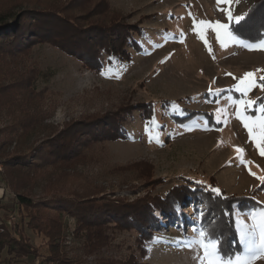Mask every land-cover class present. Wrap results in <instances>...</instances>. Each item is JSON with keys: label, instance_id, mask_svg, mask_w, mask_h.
<instances>
[{"label": "rangeland", "instance_id": "374dc122", "mask_svg": "<svg viewBox=\"0 0 264 264\" xmlns=\"http://www.w3.org/2000/svg\"><path fill=\"white\" fill-rule=\"evenodd\" d=\"M252 2L0 0V19L32 10L29 15L49 16L45 19L49 25L42 27L50 29L49 34L73 30L75 36L74 27L67 21L75 22L76 38L72 41L76 44L81 41L80 29L88 27L91 32L97 24L108 27L117 23L143 30L142 35H132L136 46L129 43L126 47L129 61L112 60L110 64L101 51V67L97 70L50 41L37 40L19 56L17 64L5 65L0 60V83L11 86L9 92L16 99L7 107L14 110L15 117L34 114L37 122L19 144L13 142L0 152V164L16 154L17 148L20 154L29 156L46 147L58 151L54 166L41 161L35 169L8 171L2 167L0 233L7 231L17 240L22 233L36 249L37 257L16 259L2 254L0 261L9 263L0 264H55L45 260L50 255L49 238L28 229L27 213L16 194L33 202L58 196V200L85 201L90 208H98L103 204L120 207L148 196L163 197L178 185L199 184L215 194L249 196L264 184V141L261 129L254 127L264 120L263 108L255 104L264 93V47L260 46L264 38L256 43L232 40L218 28V24L229 26L236 17H242ZM54 12L58 17H51ZM200 20L207 23H197L193 32V21ZM217 31L225 41L223 47ZM10 58L7 55L3 60ZM246 73L252 75L245 77ZM237 85L245 90L237 91ZM146 102L154 104V117L148 120L142 112L128 117V139L94 138L93 133L101 131L97 126L102 120L113 122L108 118H118L124 110ZM165 102L169 105H163ZM192 111L211 113L220 127L209 125L205 115L178 122ZM11 121L5 111L0 113V129L7 131ZM245 123L253 128L251 136ZM252 196L263 208L241 212L235 207V221L243 225L251 226L253 214L259 220L264 211V190ZM191 206L178 209L182 220L179 225L155 211L160 229L152 231V237L145 241L139 240L133 228L115 227L110 217L111 227L104 232L107 243L82 256L79 249L83 238L73 234L75 220L59 212L58 219L65 227L60 244L69 257L80 255L81 264H208L211 259L221 264V256L206 258L194 242L207 243L208 236ZM236 226L239 229L240 225ZM201 231L205 236H199ZM256 241L258 244V232ZM102 243L104 240L98 244ZM239 255L242 259L247 255L243 244ZM252 264H264V256Z\"/></svg>", "mask_w": 264, "mask_h": 264}, {"label": "trees", "instance_id": "16d2710c", "mask_svg": "<svg viewBox=\"0 0 264 264\" xmlns=\"http://www.w3.org/2000/svg\"><path fill=\"white\" fill-rule=\"evenodd\" d=\"M29 11L13 15L14 17L9 15L1 16L0 60L5 65H8L10 62L17 64L19 56L24 54L38 40L50 41L56 46H62L70 55L76 56L82 61L84 65L97 70L101 67V51L109 58L108 62L110 64H112V60L120 63L129 61L130 56L126 47L129 43L136 46V41H134L132 36L133 33L143 34V30L138 26L120 27L115 23L111 26L103 27V25L96 23L97 26H94L95 28L91 32L87 31L91 29L88 27L80 29L82 31L80 35L81 41L80 44H76V40H74L75 42L72 41V39L76 38L75 22L67 21L74 27L75 36L73 30L61 32L63 34H49L50 29L42 28L49 25L48 20H45L49 16L29 15ZM54 15L58 17V12H54L51 17L53 18ZM242 17L239 23L230 22L229 31L239 40L250 43L262 40L264 38V0H253L250 8ZM47 35L50 36L47 38ZM7 55H10L11 58L8 61H4L3 59ZM10 88L11 86L8 87L7 85L1 84L0 86V113L5 111L6 115L12 117L11 122H13V129H11L12 126L7 128V131L0 129V152L5 148H9L13 142H15V145H17L16 142L19 144L20 139L26 136L30 129H35V125L37 124V122H34V114L28 116V112L20 114L21 117H15V112L10 106L16 99L10 94ZM7 95L11 97L5 98ZM256 103L260 104L263 108L261 113L264 115V93L256 100ZM8 105L10 106L7 107ZM163 105H169V103L165 102ZM134 112H142L143 117H146L148 120L153 119L155 114L154 104L146 102L129 110H124L119 114L118 118L115 116L108 118L112 119L113 122L108 123L102 120V125L97 126L101 131L94 132V138L102 136L115 140L128 139L125 123ZM251 112L256 115L254 109ZM194 115H205L209 125L220 127V124H215L211 113L199 111H192L188 113V116L178 118V122L185 123ZM55 145L58 146V144ZM41 149L43 151L36 149L29 156L20 154L21 150L17 148L16 154L14 153L13 156L7 157L3 166L8 171L20 168L35 169V167L40 166L41 161L44 164L54 166L53 164L58 162V151L51 149V147ZM5 180L6 182L8 181L7 179ZM13 190L16 192L15 189ZM257 190H264V184L259 185L253 191ZM254 192H252V195ZM252 195L225 196L222 192L215 194L210 189L196 184L193 187L189 185L173 186L163 197L159 195L143 197L132 203L126 202L120 207H111L103 204L98 205V208H94V206L90 208L87 204L88 202H76L74 199L63 198L58 200V196H51L43 198L38 202H33L24 195L16 194V199L27 213L29 219L27 224L28 229L42 233L49 238L48 247L50 255L45 260L55 264H81L83 261L81 256L84 252L90 253L94 248L97 250L107 243V237L104 235V232L108 229L106 227H111L108 220L110 217L115 223V227L119 229L133 228L138 233L139 240L145 241L152 237V231L160 229L159 221L154 215L155 211L161 212L167 218H170L172 223L179 225L182 223V220L178 209L181 207L185 208L188 204H191V207L199 214L206 235L208 236L209 233L215 232L216 238L222 240V248L230 251L231 258L233 259L241 253L239 232L234 218V208L236 207L241 212L263 208V205L253 198ZM198 207H202L201 212L198 211ZM59 212L67 214L75 220L73 234L83 238L79 249L81 256L75 253L69 257L67 252H63L61 246L63 244H60V242L64 241L65 234L63 230L65 227L60 222L61 219H58ZM103 240L104 243L98 244ZM233 241L235 243H232ZM76 250L78 251L77 248ZM2 254L16 259H22L30 255L37 257L36 249L28 244L22 233H20V239L17 240L7 231L0 233V256ZM3 261L9 263V260L6 259L0 262Z\"/></svg>", "mask_w": 264, "mask_h": 264}, {"label": "snow or ice", "instance_id": "6c2138e0", "mask_svg": "<svg viewBox=\"0 0 264 264\" xmlns=\"http://www.w3.org/2000/svg\"><path fill=\"white\" fill-rule=\"evenodd\" d=\"M220 2V0H218ZM243 17H236L235 22L239 23L240 20ZM231 19V17H229ZM205 24L206 21L200 20V21H193V27L192 31H196V24ZM228 25L225 24H218L219 29L225 30V38H231L232 40H236L237 37L234 36L231 32H228ZM217 40L220 42L221 46L223 47L225 45L224 39H221L220 32L217 31L216 33ZM207 44V41H205ZM260 46L264 47V41L260 42ZM252 73H246L245 77L251 76ZM240 83H244V79L242 78ZM264 87V85H262ZM245 89L241 88L239 85H237V91L243 92ZM246 128L249 129L250 136L253 132V128L249 127L247 123L244 124ZM254 127H259L261 129V139L264 141V120H261L258 125H254ZM237 151H240L239 149ZM262 155H264V151L261 152ZM237 159H240L238 156ZM264 180V178H261ZM218 193L219 190H213ZM202 217V214H201ZM260 219L256 220L255 214H253V224L251 226L243 225L242 221H236L239 227V242L245 246V252L247 255L242 259L240 255H237L235 257V260L231 258L230 251H226L222 248V240L216 238V233L212 232L208 234V242L205 243L203 240H196L194 241L199 246H201L202 251L204 252L205 257H216L221 256V264H252V261L257 259L258 257L264 256V211L260 213ZM257 232L259 235V243L257 244L256 236ZM199 236L203 237L205 236L204 231H201L199 233ZM232 243H235L233 241ZM231 247V245H230ZM227 257V259H224ZM203 264V261L201 262ZM208 264H217V261L215 259L208 260Z\"/></svg>", "mask_w": 264, "mask_h": 264}, {"label": "built area", "instance_id": "2783aa9c", "mask_svg": "<svg viewBox=\"0 0 264 264\" xmlns=\"http://www.w3.org/2000/svg\"><path fill=\"white\" fill-rule=\"evenodd\" d=\"M2 167H3V166L0 164V172H1V170H2Z\"/></svg>", "mask_w": 264, "mask_h": 264}, {"label": "crops", "instance_id": "0c3cea01", "mask_svg": "<svg viewBox=\"0 0 264 264\" xmlns=\"http://www.w3.org/2000/svg\"><path fill=\"white\" fill-rule=\"evenodd\" d=\"M0 192H1V189H0ZM39 243L41 244V239H40Z\"/></svg>", "mask_w": 264, "mask_h": 264}]
</instances>
